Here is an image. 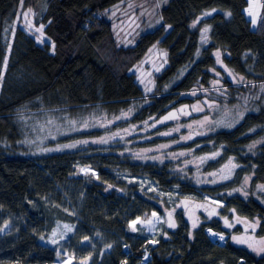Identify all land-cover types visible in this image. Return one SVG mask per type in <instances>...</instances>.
Wrapping results in <instances>:
<instances>
[{"label":"trees","instance_id":"16d2710c","mask_svg":"<svg viewBox=\"0 0 264 264\" xmlns=\"http://www.w3.org/2000/svg\"><path fill=\"white\" fill-rule=\"evenodd\" d=\"M126 1L0 0V264L56 260V252L38 238L60 219L61 187L70 180L87 182L88 193L81 200L85 229L103 225L124 233L136 216L174 211V229L167 227L157 236L147 264H264V255L247 246L231 240L219 245L210 238L208 228L224 230L219 217L198 226L190 220L194 211L207 215L209 210L194 197L205 192L234 208L255 237L264 236L262 200L189 182L169 164L145 163L124 152L128 134L130 147L143 148L151 128L179 117L178 104L190 99L184 92L207 86L221 74L228 88L246 90L232 86L224 68L264 82V2L254 29L246 15L249 0H169L160 11V25L125 46L105 12ZM211 8L230 16L217 12L193 28ZM20 9L40 13L50 42L40 44L21 27L5 31L10 16ZM203 29H208L203 33L206 46L200 39ZM156 44L169 50L171 64L156 76L154 90L145 93L132 69ZM217 50L223 53L222 69ZM243 97L249 110L242 121L210 132L207 146L251 166L253 182L264 184V145L256 153L248 150L252 140L264 137V105L246 103ZM85 159L94 160L97 177L81 174L78 164ZM134 177L154 180L160 192L144 189ZM163 190L175 195L172 203ZM187 194L193 198L178 197L174 205L176 196ZM51 195L58 198L39 202ZM19 217L21 228L15 220ZM7 222L12 227L3 233ZM125 238L131 250L125 252L119 243L105 264H145L144 242L149 239Z\"/></svg>","mask_w":264,"mask_h":264},{"label":"rangeland","instance_id":"374dc122","mask_svg":"<svg viewBox=\"0 0 264 264\" xmlns=\"http://www.w3.org/2000/svg\"><path fill=\"white\" fill-rule=\"evenodd\" d=\"M168 1L127 0L123 4L108 9L105 16L113 24L118 42L121 45L132 46L137 43L141 34L152 31L160 25V11L167 5ZM262 2L264 0H249L246 8V15L252 21L254 29L258 28L262 19ZM217 12H223L226 16H230L229 11L211 8L205 11L209 15L206 16L203 13L192 24V27L195 28L208 16H213ZM41 25L43 24L39 12L20 9L16 14L10 16L6 22L5 31L8 32L21 27L35 35L40 44L50 42L43 32L44 26L40 32H37ZM203 33L204 29L200 39L206 46ZM214 55L218 58V66L221 69L224 68L222 51L217 50ZM170 64L169 50L156 44L133 67L132 72L136 74L145 93H151L156 84V76ZM224 70V76L231 81L232 86L245 87L246 90L228 88L223 84L222 79L224 77L221 74L222 78L212 79L207 86L198 85L196 88L184 92L182 95L190 99L178 104V107H181L178 111L181 112V115L176 119L173 118L167 125L161 126L160 124L151 128L149 130L151 137L148 138V142H145L143 148L133 149L130 147L132 140L131 134H128L125 139L127 148L124 152L129 154L131 159H139L145 163L169 164L175 172L189 182H199L207 186L216 185L217 188L226 190L230 194L245 198L254 195L264 202V187H262L264 184L253 182L254 171L251 166L241 163L235 157L229 159L224 155L221 148L213 149L207 146L208 141L212 142L209 137L210 132L220 127H236L242 121V116L249 110V106L243 102V96H246V103L255 102L264 105V82L249 81L233 69L224 68ZM214 75L216 76V74ZM105 136L108 135L105 134ZM99 141L106 142L103 139ZM261 145H264V137L252 140L248 150L251 153H256ZM91 153L94 151L91 150L89 154ZM85 160V162L80 161L78 164L81 168V174H92L97 177L98 169L94 165V160ZM138 179H140L144 189L154 190L156 194L160 192L154 180L135 177L131 180ZM86 185L87 182L85 181L70 180L61 187L64 197L59 203L61 208L60 219H56L52 227L38 238L41 244L56 252V260L51 264H105L110 250L119 243L125 252L131 250L130 246L126 244L125 236L131 237L133 240L144 237L149 239L144 242L142 258V263L147 264L152 257L150 247L158 245L157 236L164 233L167 227L174 229L173 225L176 224L177 220L174 211H153L145 216H136L128 221V227L124 229V233L119 229H111L103 225L85 229L82 227L86 223L82 219L85 210L82 209L81 200L87 196ZM109 187L106 186V190L110 189ZM163 192L172 203L175 195L167 190H163ZM98 196L99 194L93 195L95 198ZM190 196L192 195L176 196L174 205L178 201V197L193 198ZM194 197L209 210L208 216L195 211L190 213V220L194 226H198L202 220L205 222L214 221L213 216L219 217L222 220L220 227L224 230L219 231L212 227L207 229L208 235L215 243L225 245L228 240H231L232 243L247 246L257 254L264 255V236L255 237L257 235H253L247 229L246 222L239 219L234 208L227 209L225 202L215 199L205 192L202 195L198 193ZM55 198L58 197L51 195L39 202H51ZM15 220L19 222L17 227H23V222H20L21 217ZM11 227V223L7 222L2 232H8ZM212 231H215L218 236L213 237ZM76 233H78L77 239ZM221 237L224 238L223 241H221ZM240 240L245 242L241 243Z\"/></svg>","mask_w":264,"mask_h":264},{"label":"snow or ice","instance_id":"6c2138e0","mask_svg":"<svg viewBox=\"0 0 264 264\" xmlns=\"http://www.w3.org/2000/svg\"><path fill=\"white\" fill-rule=\"evenodd\" d=\"M204 15H209V13H205ZM229 15H230V13H229ZM42 28H43V25H41V28L40 29H37V32H40L41 30H42ZM205 31V33H207V31H208V29H205L204 30ZM203 38H205L206 39V37H203ZM217 55H219V53H217ZM6 63V62H5ZM86 143V142H85ZM75 145H68V147H74ZM262 187H264V186H262ZM174 226V225H173ZM221 239H223V237H221ZM239 242H241V243H244L245 241H243V240H240ZM53 243H56V241H53Z\"/></svg>","mask_w":264,"mask_h":264},{"label":"bare ground","instance_id":"6f19581e","mask_svg":"<svg viewBox=\"0 0 264 264\" xmlns=\"http://www.w3.org/2000/svg\"><path fill=\"white\" fill-rule=\"evenodd\" d=\"M216 235H217V233H216L215 231H212V236H213V237H217L218 235H217V236H216ZM223 240H224V238L221 239V241H223Z\"/></svg>","mask_w":264,"mask_h":264}]
</instances>
